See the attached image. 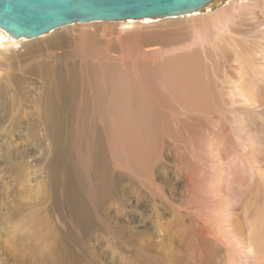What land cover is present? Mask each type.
Listing matches in <instances>:
<instances>
[{"label": "rangeland", "instance_id": "374dc122", "mask_svg": "<svg viewBox=\"0 0 264 264\" xmlns=\"http://www.w3.org/2000/svg\"><path fill=\"white\" fill-rule=\"evenodd\" d=\"M252 1L217 27L209 18L234 0L128 30L76 22L0 53V87L17 73L28 93L15 112L0 104V264H264V0ZM40 60L74 76L65 173L54 138L33 135L40 90L26 70ZM109 61L138 78L122 120L113 89L97 87Z\"/></svg>", "mask_w": 264, "mask_h": 264}, {"label": "bare ground", "instance_id": "6f19581e", "mask_svg": "<svg viewBox=\"0 0 264 264\" xmlns=\"http://www.w3.org/2000/svg\"><path fill=\"white\" fill-rule=\"evenodd\" d=\"M253 3H254V1H252V0H234V3H232L231 5L229 4L230 6L225 7L223 9H221L220 11L216 12L215 14H213L209 18V21H211L212 24H214V22H215L218 26L219 25H222L223 22L220 21L221 20V17L226 16L227 14H232V12L239 13L241 10L242 11L243 10H246V9L248 10V7L251 8V6H253L252 5ZM135 21H138V20H136V19L122 20V21H120V23H121V25H122V27L124 29H127L128 30V29L135 28V25H136L135 24ZM102 23H105V22H102ZM72 25H69V26L66 25V27L68 29H70V28L73 29L72 28L73 27ZM66 27H64V28H66ZM215 27H217V26L215 25ZM226 27H228V26H226ZM63 34H64V32H62V31L61 32H55V33H53L52 34V35H54L53 36V42L54 43H57V42L61 41L62 39H64L63 36L65 34L64 35ZM24 39H26V38H14L9 33H7L5 30H3L0 27V47L1 48H5L4 50L0 51V53L6 55L7 54L6 53L7 51H11L13 49V46L14 45L19 44ZM201 41H203V38H201ZM43 43H44V40L43 39H40V38L36 39L35 38V40H31L29 42V44H28V50L36 49L39 46H41ZM261 54H262V52H261ZM154 59L157 60L155 57L150 58L149 60H154ZM97 66H99V65L94 64V65L90 66V69L91 68L92 69H95V67H97ZM14 68H15V66H14ZM1 70H3V69H1ZM26 71H27L28 74L33 75V77H34L33 78L34 81L32 82L31 85L33 87H35L38 91L40 90V92L33 98V101H35L37 103V105H39L38 112H37V121H38L37 123L40 124L37 128L32 127V129H33V135H34L35 138L41 140V138H39V135L38 134H41V131L43 130L44 133H45V138L47 140H49L51 138H54L55 142L57 143V156H58L57 162H56V165H55V170L57 172H62V173H65V170L68 172V169L69 168H68V164H67V161H66V152H65V146H66V124H67V122H68V120L70 118V115H71L72 101L68 98V93H69V89H70V84L74 80V76H73V74L70 73L69 70H67V71L63 70L62 67L59 64H56L54 62H52V63L51 62H47L45 60L37 61V63L31 65ZM5 79L12 80V82H13V84L15 86V89L13 91H9V90H6V89L0 87V104L2 106V109L6 112V114L7 113L9 114V113L15 112V109H18V106L21 104V102L28 99V93L26 92V85H25L27 80L25 79V77L23 75L17 74V73L7 75V77H5ZM88 79H90V76L88 77ZM38 80L46 81L50 86L47 87L43 91V88L42 87H39L38 84H37V81ZM98 81H100V85L101 86L97 85V87H101V88H103L105 90L106 87H107V85H108L110 88L113 89V90H111L112 91L111 94L108 96V108H109V112L113 116H115L116 114H118V109H119L120 112H121V120H122L125 117L126 114L129 115L133 111V109H131V107L138 105V103L137 102H134V100H139L140 99V97H139L140 96V88L138 86H136V87L133 86L134 84H137L138 83V78H134V77L133 78H128V77H126V75H125V73L123 71L122 64H120L118 62H111V61H109V62H106L104 64V67L99 66V73L97 74V82ZM88 82H89V80H88ZM107 90L108 89H106L105 91H107ZM231 95H233V94H231ZM254 99H255V97H254ZM255 100L257 101V98ZM246 101H248V100L246 99ZM40 126H42V128H40ZM117 127H118V125H117ZM239 129H240V127H239ZM247 129L248 128H246V130ZM242 134L243 133H241V135ZM245 148H247V147H245ZM244 151H246V150H244ZM262 170H260V171L262 172ZM261 172L259 174H261ZM214 184H213V186H214ZM224 193H226V192H224ZM226 197H228V196H226ZM211 211H213V210H211ZM225 212H226V210H225ZM226 218H224V221H225ZM226 221H228V218H227ZM229 222H231V221H229ZM202 229H203V227L200 224H197V232H199V233L202 232L201 231ZM260 234H262V233H260ZM234 237H235V235H234ZM236 237L237 238H233L232 240L230 239V242L232 241L233 244L236 243V244L239 245V243H238L239 242L238 241L239 240L238 239L239 237L237 235H236ZM236 240H237V242H235ZM245 241H246V239H245ZM250 245H252V244H250ZM259 245H260V243H259ZM256 247H254V248L253 247H250V249H248V250L247 249H240L239 252L242 255H245L249 251H252V252L256 253V251H257V249L255 250ZM260 254H261V252H260ZM231 255H233V254H231ZM247 255H249V253H247ZM227 261H229V259Z\"/></svg>", "mask_w": 264, "mask_h": 264}, {"label": "water", "instance_id": "95a60500", "mask_svg": "<svg viewBox=\"0 0 264 264\" xmlns=\"http://www.w3.org/2000/svg\"><path fill=\"white\" fill-rule=\"evenodd\" d=\"M215 0H0V27L33 39L59 27L93 21L160 19L204 9Z\"/></svg>", "mask_w": 264, "mask_h": 264}]
</instances>
